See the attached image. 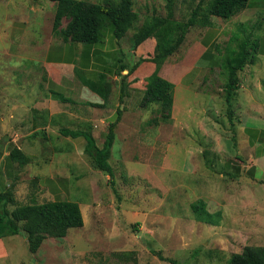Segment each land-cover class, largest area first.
Returning a JSON list of instances; mask_svg holds the SVG:
<instances>
[{"label": "rangeland", "instance_id": "374dc122", "mask_svg": "<svg viewBox=\"0 0 264 264\" xmlns=\"http://www.w3.org/2000/svg\"><path fill=\"white\" fill-rule=\"evenodd\" d=\"M198 1L176 0L175 17L157 32L162 54L176 43ZM133 9L141 26L148 17L166 15V0H133ZM55 12L52 0H0V139L23 138V149L31 155V166L19 171L18 183L23 186L12 187L16 203L10 208L70 199L80 203L85 224L71 228L63 240L49 237L37 252L30 250L24 232L1 238L0 264H171L151 248L182 264H227L244 244H264V237L251 236L249 219L259 211L253 196H260L262 186L229 170L244 161L238 158L245 152L242 125L264 127L250 119L248 106L258 101L262 108L253 112L264 116V0H249L232 20L211 18L234 32L245 30L259 44L254 62L238 71L232 120L222 65L196 80L198 90H184L182 96L179 91L170 123L148 124L158 105L123 110L109 160L120 199L110 176L85 153L83 138L60 132L62 128L91 130L112 111L106 103L82 99L80 80L74 74L65 91L49 84L43 61L48 43L57 37ZM67 24L64 18L62 27ZM205 29L192 26L187 40L199 43ZM134 32H128L127 42L133 44ZM220 43L224 46L225 41ZM81 76L88 82L86 74ZM52 92L63 93L64 101L54 99ZM96 130L101 140V128ZM241 189L248 191L249 198L248 205L239 208L234 198ZM199 199L209 211H222L219 225L197 219L191 204ZM239 209L242 216H237ZM234 229L243 236L232 233Z\"/></svg>", "mask_w": 264, "mask_h": 264}, {"label": "trees", "instance_id": "16d2710c", "mask_svg": "<svg viewBox=\"0 0 264 264\" xmlns=\"http://www.w3.org/2000/svg\"><path fill=\"white\" fill-rule=\"evenodd\" d=\"M52 1L56 2L53 32L66 41L95 43L100 39L104 28L108 25L114 27L115 33L119 37L135 30L132 37L134 47L153 35L157 38L155 53L145 58L141 57L130 69L127 65L122 68V71L128 69L130 73L135 71L142 62L152 61L156 64V69L146 79L145 94L141 102V106L144 108L158 105L155 111L156 116L148 120L149 125H158L161 122L170 123L172 121L175 84L160 76L158 72L164 60L177 52L183 45L189 29L198 24L205 27L212 25L214 21L211 19L212 17L230 19L249 5V0H210L207 4H205V0H199L188 17L176 43L166 54H162L157 32L175 17L174 6L176 0H166V15L148 17L141 26L137 25L140 16L133 9V0H121L119 3L91 0ZM64 18L69 19L66 27H62ZM258 45L256 39H252L248 34L245 35V30L232 33L225 45L222 66L227 73L224 91L226 101L229 104L230 117L232 113L231 101L234 92L238 89V71L254 62L255 53L259 49ZM261 51L264 52V47ZM82 81L93 91H97L94 85L83 79ZM54 98L64 101L65 96L61 92H56ZM122 114L123 110L119 107L114 117L108 121L102 146L98 144L93 129L62 128L60 130L61 134L70 136L73 139L80 137L85 139V153L91 157L96 168L110 176L109 182L119 199L120 194L114 182V168L109 160L116 138L117 124L121 120ZM11 155L13 160L20 162L22 165L29 163L31 160V157L23 153L18 147L12 150ZM238 158L243 159V157ZM14 192L12 187L0 192V239L24 232L27 235L30 250L37 252L47 238L62 239L67 236L71 228L83 227L85 224L83 211L78 201L70 199H54L42 203L33 201L11 209L10 206L16 203ZM191 208L199 221L211 225H219L223 218L221 210L209 211L203 199L193 202ZM151 252L160 260L168 261L171 264H182L177 259L165 256L161 250L151 248ZM198 252V250L195 251V253ZM227 264H264V246L246 245L240 252L233 253Z\"/></svg>", "mask_w": 264, "mask_h": 264}, {"label": "crops", "instance_id": "0c3cea01", "mask_svg": "<svg viewBox=\"0 0 264 264\" xmlns=\"http://www.w3.org/2000/svg\"><path fill=\"white\" fill-rule=\"evenodd\" d=\"M221 20L224 19L221 18ZM227 22L230 23L232 21ZM234 31L235 30L230 27H220L219 24L216 25L215 21H213L212 25L206 27L199 43L188 41L187 35L184 44L178 51L164 60L158 73L160 76L175 84L174 106L180 90H182L180 96H182L184 90H198L200 82L196 83V80L199 81L200 77L204 76L206 72H210V70L220 69V66L223 64L225 45ZM127 38L129 39V33L119 37L116 35L114 27L108 25L104 28L100 39L95 43L66 41L62 37L57 36L48 43L49 45L45 53L43 65L50 77L49 84L51 86L55 85L53 87H59L61 90L65 91L75 75L79 78L80 86H82L78 87L82 99L91 97L89 99H94L100 104L106 103V107L112 111L111 115L106 117L104 121L94 124L93 134L100 146H102L104 142L108 121L114 117L117 108L120 107L122 110L129 108L134 111L140 109L145 94L146 79L156 69V64L154 62L145 61L133 72L129 73L128 69L122 71L124 65H127L130 69L141 57L145 58L148 57L149 54L156 52L157 38L154 35L143 41L137 47H134L131 42H127ZM224 41L225 44L222 46L220 42ZM79 73H81V75L86 74L87 79H89L88 83L94 85L97 91H93L85 85ZM247 89L248 93L252 92L251 88ZM52 97H55V93L53 92ZM248 106L250 107L249 110L251 109L252 112L250 119L261 121V123L264 124V116L260 117L258 114H254L256 110L262 108L261 105L258 104V101L252 100ZM149 108H152V105ZM242 126L243 132L246 133L245 135H241L245 144V152L241 154L244 161H242L241 166L239 165L229 170L232 171L231 173L238 175L237 177L245 174L249 178L256 180L255 182L262 186L260 196H253V200H255L259 211L249 219L251 220L250 228H253V230H250V232H252L251 236H256V239H263L264 127L260 126V123L258 125L246 124ZM99 128H101V140H98L96 133V129ZM0 140L2 142V144H0L1 192L7 188L13 187L14 184H16L15 189L22 187L23 183H18L20 182L19 171L24 169L26 165L27 167L31 166L30 162L22 165L20 162L13 160L11 155L12 150L18 147L26 155L30 157L31 155L27 154L23 149L24 139L21 137L14 138L13 140ZM82 140L85 142L84 138ZM258 175H262V177L260 178ZM250 186L248 185L245 187L249 188ZM247 198H249L248 191H243L241 189V194L234 198V200H236L235 205L239 208L248 205V203H246ZM241 210L242 209H239L240 212L238 211L237 216H242ZM242 218L243 219L240 220L241 222L246 220L244 217ZM232 233L242 235V232L236 229H234ZM0 244H2V241H0ZM244 245L246 246V244ZM255 245L264 246V244L259 243ZM60 250L61 247L59 246L56 247L54 251L57 253Z\"/></svg>", "mask_w": 264, "mask_h": 264}, {"label": "water", "instance_id": "95a60500", "mask_svg": "<svg viewBox=\"0 0 264 264\" xmlns=\"http://www.w3.org/2000/svg\"><path fill=\"white\" fill-rule=\"evenodd\" d=\"M19 143V142H18Z\"/></svg>", "mask_w": 264, "mask_h": 264}]
</instances>
